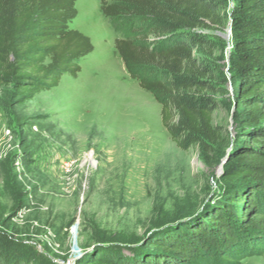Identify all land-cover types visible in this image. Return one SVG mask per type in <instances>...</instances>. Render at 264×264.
<instances>
[{
    "label": "rangeland",
    "instance_id": "obj_1",
    "mask_svg": "<svg viewBox=\"0 0 264 264\" xmlns=\"http://www.w3.org/2000/svg\"><path fill=\"white\" fill-rule=\"evenodd\" d=\"M76 7L69 26L93 43L78 75L23 102L0 87V243L32 254L33 264L143 253L146 234L217 195V167L234 134L231 108H218L221 152L205 160L197 146H177L161 125L160 104L114 48L131 22L122 18L116 29L100 0ZM220 33L218 65L226 71L228 27ZM239 264H264V251Z\"/></svg>",
    "mask_w": 264,
    "mask_h": 264
},
{
    "label": "trees",
    "instance_id": "obj_2",
    "mask_svg": "<svg viewBox=\"0 0 264 264\" xmlns=\"http://www.w3.org/2000/svg\"><path fill=\"white\" fill-rule=\"evenodd\" d=\"M76 2L0 0V87L18 101L56 86L63 75L76 77L93 50L90 37L69 26ZM100 9L116 29L122 18L131 22L114 48L126 72L160 104L161 125L177 146H197L205 160L221 152L223 130L213 124L218 108H231L234 134L215 177L218 193L199 214L145 236L141 254L86 256L82 264H239L260 254L264 0H100ZM227 27L231 42L222 71L220 31ZM30 256L0 243V264H33Z\"/></svg>",
    "mask_w": 264,
    "mask_h": 264
},
{
    "label": "water",
    "instance_id": "obj_3",
    "mask_svg": "<svg viewBox=\"0 0 264 264\" xmlns=\"http://www.w3.org/2000/svg\"><path fill=\"white\" fill-rule=\"evenodd\" d=\"M224 161V157L221 159V163ZM221 163H220V165L217 167V169H218V172H220V170H221ZM202 210V208L200 207V208H197L196 210H194V211H189V213L188 214H185V216H183V217H180V218H177V219H175V220H172L171 222H168V223H166L165 225H163L162 227L161 226H158V229H160V228H166V227H168V226H170V225H173V224H176V223H179V222H183V221H186V220H188V219H191V218H193L194 216H196L197 214H199L200 213V211ZM157 229V228H156ZM155 229V230H156ZM154 230V231H155ZM153 231H150L148 234H146V235H149L150 233H152Z\"/></svg>",
    "mask_w": 264,
    "mask_h": 264
},
{
    "label": "bare ground",
    "instance_id": "obj_4",
    "mask_svg": "<svg viewBox=\"0 0 264 264\" xmlns=\"http://www.w3.org/2000/svg\"><path fill=\"white\" fill-rule=\"evenodd\" d=\"M83 252H84V250L81 251V253H83Z\"/></svg>",
    "mask_w": 264,
    "mask_h": 264
},
{
    "label": "built area",
    "instance_id": "obj_5",
    "mask_svg": "<svg viewBox=\"0 0 264 264\" xmlns=\"http://www.w3.org/2000/svg\"><path fill=\"white\" fill-rule=\"evenodd\" d=\"M68 264H69V262H68Z\"/></svg>",
    "mask_w": 264,
    "mask_h": 264
}]
</instances>
